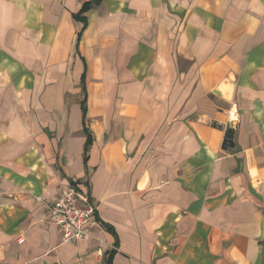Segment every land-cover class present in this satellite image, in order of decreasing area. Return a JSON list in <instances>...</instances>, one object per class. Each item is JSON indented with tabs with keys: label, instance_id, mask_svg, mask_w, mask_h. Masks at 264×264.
<instances>
[{
	"label": "crops",
	"instance_id": "obj_1",
	"mask_svg": "<svg viewBox=\"0 0 264 264\" xmlns=\"http://www.w3.org/2000/svg\"><path fill=\"white\" fill-rule=\"evenodd\" d=\"M90 1L0 0V264H264V0Z\"/></svg>",
	"mask_w": 264,
	"mask_h": 264
},
{
	"label": "built area",
	"instance_id": "obj_2",
	"mask_svg": "<svg viewBox=\"0 0 264 264\" xmlns=\"http://www.w3.org/2000/svg\"><path fill=\"white\" fill-rule=\"evenodd\" d=\"M97 216L96 208L77 186L63 190L61 196L49 206L50 222L58 228L66 244L92 238L94 230L102 228Z\"/></svg>",
	"mask_w": 264,
	"mask_h": 264
},
{
	"label": "trees",
	"instance_id": "obj_3",
	"mask_svg": "<svg viewBox=\"0 0 264 264\" xmlns=\"http://www.w3.org/2000/svg\"><path fill=\"white\" fill-rule=\"evenodd\" d=\"M102 1L103 0H92L90 2H85L83 4L80 12L74 16L75 20L81 21L84 23V25H86L87 24V19L85 16L86 13L88 11H90L91 9L98 7L102 3ZM80 37H81V35H79V40H80ZM82 85H83L82 86L83 91L85 92V90H86V88H85V74L82 76ZM82 111H83L84 132H85V135L87 138L86 145H85V162H87L88 161V155H89L91 146L93 144L94 138H93V135L91 134V132L86 127V114H87L86 102H84L82 104ZM71 185L76 186V183H71ZM97 219L101 223V226L103 229H105V230H107V231H109L115 235L114 230L111 226L102 222L98 216H97ZM117 248H118V244L115 246L114 250L107 252V254H106L107 264H112V259H113L114 255L116 254Z\"/></svg>",
	"mask_w": 264,
	"mask_h": 264
},
{
	"label": "water",
	"instance_id": "obj_4",
	"mask_svg": "<svg viewBox=\"0 0 264 264\" xmlns=\"http://www.w3.org/2000/svg\"><path fill=\"white\" fill-rule=\"evenodd\" d=\"M216 94L219 95V92L216 91ZM234 135H235V132H234L233 129L227 130V132L225 134V139L223 141V149L224 150H228L229 148H234L235 147Z\"/></svg>",
	"mask_w": 264,
	"mask_h": 264
}]
</instances>
